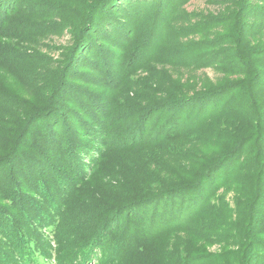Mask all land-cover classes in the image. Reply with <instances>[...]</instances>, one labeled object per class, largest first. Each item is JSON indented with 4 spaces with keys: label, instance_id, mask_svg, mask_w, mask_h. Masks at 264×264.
<instances>
[{
    "label": "trees",
    "instance_id": "obj_1",
    "mask_svg": "<svg viewBox=\"0 0 264 264\" xmlns=\"http://www.w3.org/2000/svg\"><path fill=\"white\" fill-rule=\"evenodd\" d=\"M188 1L0 0V264H217L192 243L210 228L235 246L219 264H264V0H232L233 36L196 43L217 21L189 23ZM52 29L72 44L50 66L33 54ZM210 62L239 78H157ZM239 176L245 211L214 207Z\"/></svg>",
    "mask_w": 264,
    "mask_h": 264
},
{
    "label": "rangeland",
    "instance_id": "obj_2",
    "mask_svg": "<svg viewBox=\"0 0 264 264\" xmlns=\"http://www.w3.org/2000/svg\"><path fill=\"white\" fill-rule=\"evenodd\" d=\"M123 2V1H122ZM232 0H189L186 4L183 5V11L186 13L192 14V17L189 20V23H194L198 20H205L208 16L214 17L215 21L217 23L212 26V28L208 29L205 34H197L193 33L190 35L185 36L182 38V42H200L201 40H210V39H218V37H222L224 34L229 33V31L232 32V36L234 34L232 26L234 25V20L232 17L237 16L234 15V9L235 7L231 6ZM119 6H123V4H120ZM223 10V12H222ZM228 10V11H225ZM232 12V15H225L226 18L223 19L225 12ZM188 21H186V18L183 16H179L178 21L176 23V27H180L181 25H187ZM219 22V24H218ZM237 22V21H236ZM260 27L258 22H256ZM243 26V25H242ZM241 26V27H242ZM263 27V26H262ZM259 28V27H258ZM49 32H51V35H49L48 38H43L40 40V42L36 45L39 52H35L33 55L41 57L40 60H49L50 66L60 60L61 56L64 55L66 48L72 44V39L70 37V32L63 29L62 32H58L56 29H52ZM243 36H247L249 34L250 38H253L254 36L258 35L259 33L262 34V36H259V40L254 39V44L252 47L258 48L259 46H263L264 48V29L261 30H253V32H249L248 34L245 32H242ZM251 40V39H250ZM180 41V42H181ZM174 44V43H173ZM264 60V54L261 55ZM185 60V58H184ZM182 63V62H181ZM53 66V65H52ZM157 69L159 70L157 74V78L160 77L163 80H166V78H169L168 81H172L173 83L177 84H187L193 86V88H200V87H207L208 90H212L213 88L220 87L218 84L230 82L237 80L239 78V75L233 73V74H227L228 72L221 70V66L214 65L213 62H210L206 65V67H198V66H186L182 64L176 65H169V64H157ZM138 74L143 78L147 74L146 72L143 73V71H139ZM5 76V75H4ZM38 81V80H36ZM162 87H165V89L169 90L171 88H166V86H163L162 83H160ZM220 84V85H221ZM25 87V84H24ZM243 129H241L238 133L235 131V133L240 134ZM262 142V146H263ZM206 150H208L209 153H215V151L218 150V152L221 150V148L218 145H211L209 147H206ZM159 159H153V162L155 165H160L163 162H170L171 160H165L162 157H158ZM157 161V162H156ZM159 163V164H156ZM153 167H156L153 165ZM148 168V167H147ZM164 171L162 170V173ZM251 174L252 172L249 171ZM241 179V176L234 179V181H230L225 187L220 188L215 195L213 196L212 205L214 207L220 208V206L225 205L228 206L230 209H234L235 207H241V210L245 211L244 208L249 203L250 199L248 195H245V192H241L240 186L238 185L239 181ZM242 181V180H241ZM244 184H247L248 182L245 180V177H243ZM242 182V183H243ZM239 201V202H237ZM216 208V209H217ZM261 213H259L260 216V225L257 228H254L250 225L251 229L253 228L255 231H257V235L255 238H259V241H264V208H261ZM242 211V212H243ZM234 213V214H233ZM224 217L226 219H232L234 221L241 220L238 216L235 215V212H226ZM218 215L215 220H219L222 222L223 220ZM222 224V223H221ZM262 224V225H261ZM249 229V228H248ZM212 228H210V231L205 233L202 239L199 240H193L192 243L195 247L203 249L205 253H209V255L215 256L213 258L217 264V257L224 256L225 252H231L233 253L235 251V246H231V241L225 239L222 235H224V231L217 230L218 232L216 234H219L217 238H212L213 232ZM232 232L230 233H233ZM221 237V238H218ZM207 256V254H205ZM228 259L227 261L229 264H234L235 257L232 256L230 253L226 256ZM221 262V261H220ZM207 264V262L203 263ZM223 264V263H220Z\"/></svg>",
    "mask_w": 264,
    "mask_h": 264
}]
</instances>
